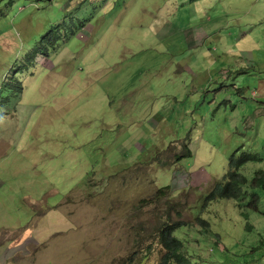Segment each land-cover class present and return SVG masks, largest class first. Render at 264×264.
Returning a JSON list of instances; mask_svg holds the SVG:
<instances>
[{
    "label": "rangeland",
    "instance_id": "374dc122",
    "mask_svg": "<svg viewBox=\"0 0 264 264\" xmlns=\"http://www.w3.org/2000/svg\"><path fill=\"white\" fill-rule=\"evenodd\" d=\"M261 176L264 0H0V264H264Z\"/></svg>",
    "mask_w": 264,
    "mask_h": 264
},
{
    "label": "trees",
    "instance_id": "16d2710c",
    "mask_svg": "<svg viewBox=\"0 0 264 264\" xmlns=\"http://www.w3.org/2000/svg\"><path fill=\"white\" fill-rule=\"evenodd\" d=\"M256 160H258V158L250 153H241V155L239 156L234 153L229 159L228 168L226 173L223 175L222 182L216 185V188L210 195L206 197V200H209L210 202H216L223 199H239L241 196L240 184H243L244 181H246L239 171L246 164ZM257 175H260V173H258ZM258 179L257 181L259 183H263V176ZM168 188L169 186H166L159 190L160 195L164 190H168ZM258 203L259 196L255 193H252L250 196L248 207L251 206V210L257 211ZM241 214L243 215L245 220L248 219V214ZM199 219L202 223L206 225L209 224L203 219V217H200ZM181 231L182 223H165L162 224L158 229L159 241L166 250L165 254L161 258L162 263L160 264H203L197 259H192L191 256L187 253L186 247L183 244V240L176 236V234L178 235V233L181 234ZM201 233L205 234L206 231L204 230ZM254 250L255 248H252L250 252H253Z\"/></svg>",
    "mask_w": 264,
    "mask_h": 264
},
{
    "label": "clouds",
    "instance_id": "9594fccd",
    "mask_svg": "<svg viewBox=\"0 0 264 264\" xmlns=\"http://www.w3.org/2000/svg\"><path fill=\"white\" fill-rule=\"evenodd\" d=\"M227 171V170H226ZM226 173V172H225ZM210 230H208V232H209ZM186 234V235H185ZM176 236L178 237V238H180V239H182L183 240V244L185 245V247H186V244H185V241H184V239H187L188 241H191L192 243H196L195 242V239L194 240H191V239H189L188 237H187V232H183V229H182V231H181V234L179 233L178 235L176 234ZM214 236V235H213ZM202 239V238H201ZM206 239H208V238H206ZM200 240V239H199ZM199 242V241H198ZM212 242H216V240H213ZM215 244V243H214ZM218 243L216 242V247H218V245H217ZM163 246V245H162ZM163 250H165L164 249V246H163V248H162ZM192 255H195L196 256V254H192ZM192 255H190L191 256V258L192 259H195V258H193L192 257ZM163 257V256H162ZM161 257V258H162ZM198 257V256H197ZM197 260H199V259H197ZM200 261V260H199ZM160 263H162V262H160ZM211 263V261L209 262V263H204L203 262V264H210Z\"/></svg>",
    "mask_w": 264,
    "mask_h": 264
}]
</instances>
